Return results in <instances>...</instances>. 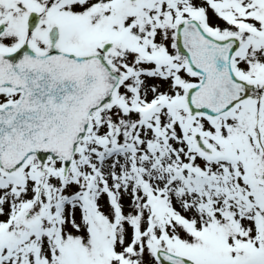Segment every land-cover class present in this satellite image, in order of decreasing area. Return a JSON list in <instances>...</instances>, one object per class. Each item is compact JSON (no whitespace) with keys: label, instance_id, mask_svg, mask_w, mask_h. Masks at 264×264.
I'll return each instance as SVG.
<instances>
[{"label":"snow or ice","instance_id":"snow-or-ice-1","mask_svg":"<svg viewBox=\"0 0 264 264\" xmlns=\"http://www.w3.org/2000/svg\"><path fill=\"white\" fill-rule=\"evenodd\" d=\"M0 264H264V0H0Z\"/></svg>","mask_w":264,"mask_h":264}]
</instances>
